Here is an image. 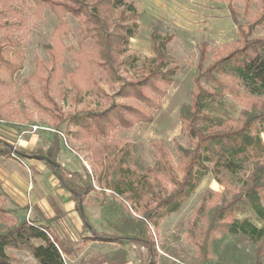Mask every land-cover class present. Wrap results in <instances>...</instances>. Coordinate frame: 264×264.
Instances as JSON below:
<instances>
[{
    "label": "trees",
    "instance_id": "1",
    "mask_svg": "<svg viewBox=\"0 0 264 264\" xmlns=\"http://www.w3.org/2000/svg\"><path fill=\"white\" fill-rule=\"evenodd\" d=\"M30 1L39 11L48 9L59 25L54 46H46L51 65H56L55 46L64 48L58 36L68 32L65 18L71 16L77 20L81 38L75 48H66L76 64L70 85L76 95L80 94L79 86L94 85L97 95L107 102L101 110L69 116L66 123L61 109L48 95L50 70L38 62L32 79L40 82L44 98L55 111L54 128L59 129L66 123V129L72 125L85 136L107 138L117 129L129 130L136 124L153 121V112L160 108L159 100L166 96L175 75L167 54L172 38L169 34L162 35L159 26H151L153 56L130 55L128 41L139 33L141 20V13L133 3L126 0ZM215 1L226 3L237 38L217 50L207 65L208 47L203 44L199 50L193 92L179 113L182 133L188 143L174 144L177 163H172L161 142L152 145L155 159L152 168L141 166L125 148L119 152L117 147L104 144L93 150V158L104 171L106 190L116 198H124L140 213L129 222L123 234H97L89 224L84 202L94 189L92 177L58 163L56 139L45 151H28L0 139V157L41 166L46 176L57 181L58 187L68 195V202L74 204L84 231L100 242L144 248L145 264H152L155 254L150 225L157 226L161 219L177 212L208 173L220 184L235 177L239 182L235 188L216 195V200L209 193L199 206L194 228L206 223L203 238L196 244L204 264L209 263V245L211 252L216 253L223 246L219 264H261L264 259V36L256 35L264 26V0H255L256 9L254 0H243L245 23L237 18L234 0ZM8 13H13L9 0H0V70L11 81L13 74L21 70L22 57L10 64L4 55V49L14 45L8 30L10 25L5 20ZM125 66L132 70L127 79L120 74ZM97 74L110 87L119 85L113 96L109 97L98 85ZM226 94L240 104L238 116L213 118L208 107ZM118 100L127 103H118ZM119 153L122 156L116 157ZM23 155L41 156L44 160L35 161ZM106 160L110 162L106 164ZM20 209L27 211L28 207ZM54 209L56 217L50 221L12 220L0 209V264H11L8 250H26L37 264H65L64 257L70 255L71 249L46 226L61 214L55 206ZM247 209L254 212L260 225L235 217Z\"/></svg>",
    "mask_w": 264,
    "mask_h": 264
},
{
    "label": "rangeland",
    "instance_id": "2",
    "mask_svg": "<svg viewBox=\"0 0 264 264\" xmlns=\"http://www.w3.org/2000/svg\"><path fill=\"white\" fill-rule=\"evenodd\" d=\"M126 1L133 3L141 13L140 31L128 41V54L152 57L149 32L151 26H159L162 35L169 34L172 37L167 45V54L175 68V75L166 96L159 100L160 108L153 112L151 123L136 124L129 130L117 129L107 138L85 136L72 125L66 129L69 116L98 111L107 105L105 99L97 95L94 85L90 88L79 86L78 95L70 85L76 64L71 61L66 48H75L81 38L77 20L71 16L65 18L68 32H61L58 36L64 48L55 46L56 65H51L46 46H54L57 36L55 30L59 29V25L49 10L39 11L30 0H9L13 13H8L5 18L14 42L13 46L4 49L5 58L11 64L21 56L22 62L21 70L13 74L11 81L0 70V139L28 151H45L51 146L52 140L56 139L59 143L58 163L80 174L87 172L92 177L94 189L86 197L84 206L87 221L97 234H123L129 222L140 213L124 198H116L106 190L104 171L93 158V150L104 144L117 147L119 152L125 148L141 166L152 168L155 160L152 145L161 142L175 165L177 159L174 144L188 143V138L182 133L179 113L188 104L193 92L199 50L203 44L208 47L207 65L217 50L237 38L236 27L224 2ZM233 7L238 20L245 23L243 0H234ZM253 8L256 9L255 0ZM256 35L264 36V26L256 31ZM38 62L50 70L48 95L61 109L62 118L66 122L59 129L54 128L53 116L56 114L50 102L44 98L40 82L32 79ZM131 73L128 66L120 71L124 79L129 78ZM96 80L109 97L119 89V85L110 87L101 75L97 74ZM118 103L127 102L118 100ZM208 110L213 118H224L227 115L237 117L241 106L226 94L220 101L211 104ZM33 127H37V131L33 132ZM262 139L264 142V135ZM119 156L122 154L116 157ZM105 162L108 164L110 160ZM32 164L0 157V185L4 175L11 172L20 176L22 168L25 169L24 165L33 169ZM238 180V177L229 178L220 184L208 173L177 212L161 219L157 226L151 224L149 228L155 245L152 264H204L196 244L203 238L206 223L194 228L199 206L209 193L216 200V195L235 188ZM0 209L6 218L12 220H44L41 213L21 210L4 192L0 197ZM235 217L260 225L254 212L249 209ZM82 225L76 211L73 215L62 213L50 224L46 223L48 231L71 249L70 255L64 257L65 264L146 263L144 248L97 241L91 233L84 231ZM222 248L218 247L217 253L211 252L212 246L209 245L208 264H219ZM7 254L12 258L11 264H37L26 250H8ZM250 256L254 258L252 254ZM261 264H264V259Z\"/></svg>",
    "mask_w": 264,
    "mask_h": 264
},
{
    "label": "crops",
    "instance_id": "3",
    "mask_svg": "<svg viewBox=\"0 0 264 264\" xmlns=\"http://www.w3.org/2000/svg\"><path fill=\"white\" fill-rule=\"evenodd\" d=\"M33 169L24 165L22 175L9 173L4 175L2 190L18 207H28L29 212L41 213L44 220L56 217L57 210L62 214L73 215L74 204L68 202V195L59 187L53 177H48L41 166L32 164Z\"/></svg>",
    "mask_w": 264,
    "mask_h": 264
},
{
    "label": "water",
    "instance_id": "4",
    "mask_svg": "<svg viewBox=\"0 0 264 264\" xmlns=\"http://www.w3.org/2000/svg\"><path fill=\"white\" fill-rule=\"evenodd\" d=\"M13 152H15L16 154H19L17 151H15L14 149H12ZM23 157L27 158V159H33L35 161H43L44 157L41 156H33V155H23Z\"/></svg>",
    "mask_w": 264,
    "mask_h": 264
},
{
    "label": "built area",
    "instance_id": "5",
    "mask_svg": "<svg viewBox=\"0 0 264 264\" xmlns=\"http://www.w3.org/2000/svg\"><path fill=\"white\" fill-rule=\"evenodd\" d=\"M32 130H33V132L37 131V127H33Z\"/></svg>",
    "mask_w": 264,
    "mask_h": 264
}]
</instances>
